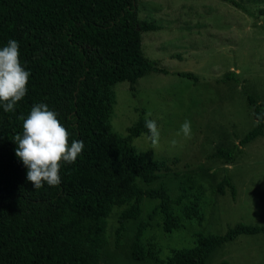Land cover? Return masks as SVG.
I'll list each match as a JSON object with an SVG mask.
<instances>
[{
	"label": "trees",
	"instance_id": "obj_1",
	"mask_svg": "<svg viewBox=\"0 0 264 264\" xmlns=\"http://www.w3.org/2000/svg\"><path fill=\"white\" fill-rule=\"evenodd\" d=\"M154 28L138 19L134 0H0V48L17 40L20 62L30 72L27 93L14 112L0 105V264H101L114 207H123L116 229L119 243L127 222L141 215L145 198L158 203L138 225L131 253L136 261L207 264L218 247L238 236L264 234V224L238 222L224 233L196 232L194 246L175 247L165 258L146 250L143 235L155 214L163 215L166 234L184 220L203 218L197 202L177 214L185 195L173 196L164 183L154 186L172 164L138 153L133 145L142 133L150 135L145 111L127 135L111 127L115 98L108 87L135 83L155 68L141 49L142 32ZM226 78L241 82L234 72ZM244 92L257 120L264 115V101ZM38 103L57 113L69 143L85 145L75 163L61 165L58 187L35 189L15 154L13 138L23 134V120ZM262 135L264 119L234 146L219 148L216 156L231 164L240 146ZM227 189L236 195L228 168L217 191L225 194Z\"/></svg>",
	"mask_w": 264,
	"mask_h": 264
},
{
	"label": "rangeland",
	"instance_id": "obj_2",
	"mask_svg": "<svg viewBox=\"0 0 264 264\" xmlns=\"http://www.w3.org/2000/svg\"><path fill=\"white\" fill-rule=\"evenodd\" d=\"M134 0L138 19L155 28L142 32L143 56L155 68L135 83L117 82L110 116L112 129L127 135L141 110L151 113L159 129L152 147L142 133L132 143L149 158L170 160L172 168L161 180L173 196L185 195L180 206L197 202L202 219L184 220L166 234L163 215L155 214L143 235L146 250L165 258L175 247L195 245L196 232L224 233L238 222L264 224V135L239 147L233 163L216 156L251 130L256 120L244 89L264 101V0ZM190 72L194 77L182 75ZM234 72L240 84L226 78ZM191 121L192 136L177 135ZM176 144L173 145L172 141ZM228 168L236 195L217 191ZM158 201L145 198L138 219L127 222L122 240L116 241L119 213L108 218V243L101 264H158L154 258H132L133 241L141 221L149 219ZM207 264H264V234H242L218 247Z\"/></svg>",
	"mask_w": 264,
	"mask_h": 264
},
{
	"label": "clouds",
	"instance_id": "obj_3",
	"mask_svg": "<svg viewBox=\"0 0 264 264\" xmlns=\"http://www.w3.org/2000/svg\"><path fill=\"white\" fill-rule=\"evenodd\" d=\"M29 76L30 72L20 62L18 41L10 39L6 46L0 48V105L5 112H14L15 105L25 97ZM146 116L150 117L151 113ZM262 119L264 115L257 117V125ZM145 126L154 148L160 136L157 123L146 119ZM180 134L185 139L191 138V121L185 120L181 124L177 135ZM13 140L18 145L15 154L27 168L26 178L35 189L45 184L58 187L61 184V165L75 163L85 147L80 140L69 143L67 128L46 103H38L31 108L23 120V134H16ZM172 144L175 145L176 141L173 140Z\"/></svg>",
	"mask_w": 264,
	"mask_h": 264
}]
</instances>
